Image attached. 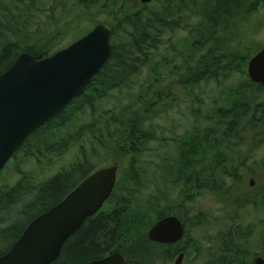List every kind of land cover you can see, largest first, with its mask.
<instances>
[{
	"label": "trees",
	"instance_id": "obj_1",
	"mask_svg": "<svg viewBox=\"0 0 264 264\" xmlns=\"http://www.w3.org/2000/svg\"><path fill=\"white\" fill-rule=\"evenodd\" d=\"M154 2H157L158 6L150 8V4ZM191 2L192 6L187 0H154L149 4H142L138 9L122 4L121 8L111 15L113 48L109 61L90 81L81 95L44 126L33 132L14 154L12 159L23 155L25 159H36L38 163L44 160V163L48 162L47 164L51 165L47 161L49 158L56 155L60 157L64 151L67 152L71 148L72 142L79 141V138L87 134L92 135L95 140L100 135L101 139L97 142L107 149L102 139V131L93 128L92 124L109 128L111 124L117 123L122 127L120 142L111 149L114 154L129 159L128 171L132 173L128 172L129 174L118 179L112 196L105 204L110 211L101 210L88 218L65 242L59 257L52 264H85L115 251H123L130 264H150L154 260L171 261L182 252L187 257L195 246L198 252L206 253V256L212 260L213 254L208 251H212L211 243H207L206 250L192 239L191 231L201 225L196 223V219H199L198 215L195 216L194 223H189L187 216L174 209L159 211L156 214V221L168 214H175L181 218L185 225V236L175 244H161L150 241L147 237L151 227L148 225L150 211L155 207V202L151 199L143 200L141 197L144 184L135 173V165L147 144L156 138L155 132L145 128L144 124L150 114L151 116L160 114L164 98L158 97L155 101H147L150 104L147 103L142 110H135L132 113L134 116L128 118L125 117L127 114L122 118L112 116L107 122L98 124V121L103 119V113L100 112V118L91 122L92 124L85 123L77 131H70V124L81 112L83 105L89 107L92 115L96 117L98 113L96 101L108 96L114 90L131 87L133 77L151 63L154 51L164 42V36L178 30L188 32L184 42L187 55L182 54L185 57L184 65L187 66L192 61L195 63V70L189 71L191 75L185 80L182 78L181 83H184L187 89H191L202 81L217 79L220 71L226 76L239 73L241 79L244 78V82L243 85L238 86L236 93L234 92L236 97H230L233 107L217 112L221 114L220 112L237 111L248 105L249 102L244 101L251 98L252 95L249 97V93L256 88L263 89L261 85L248 78L246 69L250 58L261 47L255 46L249 40L254 33V29L249 27L242 36V39L248 38L249 43L244 46L245 48L235 46L232 50L230 43L235 33L230 32V29L233 30L240 23L245 24L246 20L251 21L255 14L264 8V0H191ZM4 10L0 1V16L5 12ZM5 16L7 17L6 14ZM12 22L13 19L10 18L7 22L8 26L0 23V27L13 36L20 35V27L17 28L16 24L12 27ZM18 23H21L20 20ZM220 33L223 37L219 35ZM4 36V32H0V73L11 66L21 52L18 48L19 41H10ZM52 46L53 43L47 45L45 42L42 45L28 46L24 50L31 52L37 58H44L52 54ZM199 51L200 55L197 58ZM258 109L253 112L264 114V105ZM245 110L247 111L246 108ZM219 134L225 135V138L227 134L231 135L227 131L220 132L218 128L213 131H193L188 137L191 140L190 144L185 149L181 148L182 156L190 152L193 155L183 157L182 163L176 169L191 192L189 194L188 190L184 191L181 197L183 201H191L192 196H196L200 191H211L221 195L227 177L233 178L237 183L242 181L241 175H238L242 161L235 157L222 158V146L217 139ZM197 145L200 148L194 153L191 148ZM81 151L83 160L74 162L69 169H62L34 184L30 182L31 175L24 174L11 188L0 189V256L10 250L36 216L64 200L80 182L97 169V166L86 156L85 150ZM187 161L190 165L185 166ZM168 167L167 171L172 172V168L168 169ZM125 182L128 186H124ZM122 191L123 195L120 196ZM225 192L232 191L228 189ZM247 195L250 203L264 204V196L261 197L260 192L257 194L254 190H250ZM6 243L7 248L2 247ZM218 244L219 247L215 246V249H218L223 260L215 261L216 264H245L242 262L245 250L234 243L233 234L227 233ZM206 264H214V262L210 263L209 260Z\"/></svg>",
	"mask_w": 264,
	"mask_h": 264
},
{
	"label": "rangeland",
	"instance_id": "obj_2",
	"mask_svg": "<svg viewBox=\"0 0 264 264\" xmlns=\"http://www.w3.org/2000/svg\"><path fill=\"white\" fill-rule=\"evenodd\" d=\"M0 1L1 7L5 9V12L1 13L0 23L8 26V20L13 19L12 27L14 24L17 28L20 27V35L13 36L1 27L0 32H4V37L10 41H19L20 53L26 51L24 49L28 46L42 45L46 42L47 45L53 43L51 50L53 54L83 37L99 22H107L111 25V15L117 12L122 4L135 9L142 7L140 0ZM187 3L192 6L191 0H187ZM157 6V2L150 4V8ZM240 18L246 20L243 17ZM19 20L21 23H18ZM258 25L260 26L257 27ZM249 27L254 29L249 40L255 46L262 48L264 46V8H261L251 21L246 20L245 24L240 23L233 30L230 29V32L235 33L230 43L232 50L235 46L245 48L244 46L249 43L248 38L242 39ZM219 35L223 37L222 33ZM187 37L188 32L185 30L167 33L162 45L154 51L151 63L133 77L132 86L114 90L108 96L98 99L96 117L92 115L89 107L83 105L81 112L70 124V131H77L85 123L90 125L91 122L100 118V112L103 113V119L99 120L98 124L107 122L112 116L120 118L124 114H127L126 118L134 116L132 113L137 109L142 110L147 105V101H155L158 97L164 98V106L162 105L160 114L153 116L150 114L144 124L145 128L155 132L156 138L147 144L135 165V173L144 184L141 197L143 200L151 199L155 202V207L150 211L148 225L152 226L155 223L157 212L162 210L174 209L187 216L189 223H194V218L198 215L199 219H196V223L201 225L191 231L192 239L205 249L207 243H211L212 251H208L213 254V258L211 260L206 253L198 252L195 246L182 264H206L209 260L210 263L216 264L215 261H222L223 258L215 246L219 247L218 241L222 240L227 233L233 234L234 243L245 250L242 262L255 264L258 256L264 257V204L250 203L247 192L254 190L257 194L260 192L261 197L264 196V114L253 112L264 105V88H256L249 93V97L252 95L251 98L244 101L249 102L245 107L247 111L244 108L219 114L218 110L233 107L230 97L235 96L234 92L236 93L239 85H243L244 78L241 79L242 76L239 73L226 76L223 71H220L217 79L202 81L198 86L187 89L181 80L191 75L189 71L195 70L194 61L187 66L184 65L185 57L182 54L186 53L184 42ZM199 55L200 51L197 58ZM76 107L79 106L76 105ZM92 126L102 131V139L107 149L98 144L100 135L95 140L92 135L87 134L79 138V141L72 142L71 148L67 152L64 151L60 157L56 155L49 158L47 161L51 165H48V162L44 163V160L38 163L36 159L28 160L20 155L16 159H11L0 171V189L11 188L24 174L31 175L30 182L34 184L62 169H69L74 162L83 160L82 149L97 168L119 164V178H123L129 172V159L114 154L111 149L120 142L122 127L117 123L111 124L109 128L93 124ZM216 128L220 132L231 133V135L227 134L226 138L225 135L219 134L217 139L222 146V158L235 157L242 161L238 171L242 181L237 183L233 178L227 177L221 195L211 191H200L201 193L192 196L191 201L185 202L181 199L184 191L188 190L189 194L191 192L176 169L182 163L183 157L193 155L190 152L182 156L181 148L185 149L190 144L191 140L188 137L193 131H213ZM261 132L262 134H259ZM199 148L200 146L197 145L191 150L196 153ZM171 163L173 164L170 165ZM186 165H190L189 161ZM167 167L172 168V172H168ZM251 180H254L256 184L252 189L250 188ZM125 185L128 186L126 182ZM228 189L232 192L226 193ZM119 195H123V191ZM102 210L110 211L107 205ZM7 246L6 243L2 247L7 248ZM177 257L178 255L171 261L154 260L150 264H175Z\"/></svg>",
	"mask_w": 264,
	"mask_h": 264
},
{
	"label": "water",
	"instance_id": "obj_3",
	"mask_svg": "<svg viewBox=\"0 0 264 264\" xmlns=\"http://www.w3.org/2000/svg\"><path fill=\"white\" fill-rule=\"evenodd\" d=\"M153 1L140 0L142 4ZM112 36L113 27L99 22L86 35L47 57L20 53L0 73V171L33 132L84 92L111 58ZM247 73L264 87V46L250 58ZM118 173L119 165L114 164L86 177L64 200L29 223L10 250L0 256V264L53 263L70 236L112 196ZM147 236L153 242L174 244L185 236V226L178 216L166 215L150 227ZM184 257V252L180 253L175 264H182ZM85 264H125V259L115 252ZM255 264H264V258L257 257Z\"/></svg>",
	"mask_w": 264,
	"mask_h": 264
},
{
	"label": "flooded vegetation",
	"instance_id": "obj_4",
	"mask_svg": "<svg viewBox=\"0 0 264 264\" xmlns=\"http://www.w3.org/2000/svg\"><path fill=\"white\" fill-rule=\"evenodd\" d=\"M260 122H261V121H260ZM259 134H262V132L259 133ZM255 186H256V184H254V185H250V188L252 189V188H254ZM115 252H119V253H121V254L123 255V257H124V259H125V264H130L127 255H126L123 251H121V252H120V251H115ZM115 252H113V253H115ZM113 253L107 254L106 256L111 255V254H113ZM106 256H104V257H106ZM258 257H259V256H258ZM101 258H103V257H101ZM99 259H100V258H99Z\"/></svg>",
	"mask_w": 264,
	"mask_h": 264
}]
</instances>
